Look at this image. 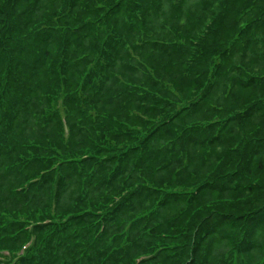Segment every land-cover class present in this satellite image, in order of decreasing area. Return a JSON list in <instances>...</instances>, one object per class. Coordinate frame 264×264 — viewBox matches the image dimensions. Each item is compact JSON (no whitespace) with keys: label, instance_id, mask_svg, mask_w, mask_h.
Listing matches in <instances>:
<instances>
[{"label":"trees","instance_id":"1","mask_svg":"<svg viewBox=\"0 0 264 264\" xmlns=\"http://www.w3.org/2000/svg\"><path fill=\"white\" fill-rule=\"evenodd\" d=\"M0 264H264V0H0Z\"/></svg>","mask_w":264,"mask_h":264}]
</instances>
